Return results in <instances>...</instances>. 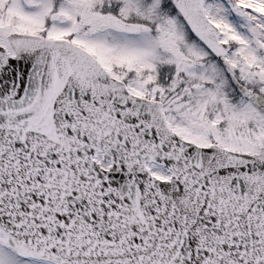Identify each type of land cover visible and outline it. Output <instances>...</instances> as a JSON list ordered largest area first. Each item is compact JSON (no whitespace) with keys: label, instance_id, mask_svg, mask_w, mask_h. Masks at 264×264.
I'll list each match as a JSON object with an SVG mask.
<instances>
[{"label":"snow or ice","instance_id":"1","mask_svg":"<svg viewBox=\"0 0 264 264\" xmlns=\"http://www.w3.org/2000/svg\"><path fill=\"white\" fill-rule=\"evenodd\" d=\"M0 264H264V0H0Z\"/></svg>","mask_w":264,"mask_h":264}]
</instances>
